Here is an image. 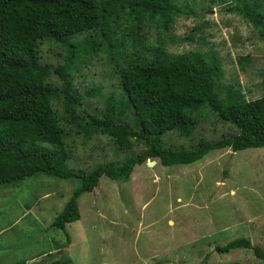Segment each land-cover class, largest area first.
<instances>
[{"label": "rangeland", "instance_id": "1", "mask_svg": "<svg viewBox=\"0 0 264 264\" xmlns=\"http://www.w3.org/2000/svg\"><path fill=\"white\" fill-rule=\"evenodd\" d=\"M256 1L264 5V0ZM184 2L193 13H183L171 35L144 30L146 40L163 43L173 54L210 55L208 61L220 63L225 85L239 90L246 101L263 97L264 20L257 28L230 12L228 7L238 5L236 0ZM123 32L127 48H136L129 29ZM38 56L42 64L57 67L67 52L44 41ZM111 68L108 54L101 51L83 65L76 83L86 112L102 110L106 96L118 93ZM99 78L106 79L101 95H85L86 89L99 86ZM51 82L61 86L56 76ZM75 122L67 126L71 129L67 169L86 173L129 153L115 148L102 133L89 138L74 134ZM234 133L230 124L205 111L192 138L168 133L162 140L189 149L200 140ZM139 149L133 141L131 151ZM78 187L77 179L42 173L0 186V264H264L251 249L225 254L215 249L247 239L264 251V148L214 151L191 165L147 162L134 167L128 182L102 177L91 193L78 198L79 220L66 225L67 243L66 234L52 223Z\"/></svg>", "mask_w": 264, "mask_h": 264}, {"label": "trees", "instance_id": "2", "mask_svg": "<svg viewBox=\"0 0 264 264\" xmlns=\"http://www.w3.org/2000/svg\"><path fill=\"white\" fill-rule=\"evenodd\" d=\"M236 1L228 10L259 28L264 5ZM185 12L193 13L184 0H0V186L39 173L77 179L79 187L52 223L66 234L67 243L66 225L79 220L78 198L91 193L102 177L128 182L135 166L150 161L164 167L191 165L214 151L264 148V96L246 101L239 90L223 83L220 63L208 61L210 55L173 54L163 43L146 40L144 30L151 28L171 35ZM124 29L136 48H127ZM44 41L66 50L62 65L41 63L38 48ZM99 51L113 64L109 73L116 78L118 93L110 92L104 108L92 114L83 108L76 81ZM53 76L60 87L53 86ZM105 82L99 78V86L86 89L85 95H101ZM205 111L230 124L235 133L200 140L189 149L162 140L168 133L192 138ZM74 122V134L89 138L102 133L115 148L129 153L86 173L67 169V126ZM133 141L140 145L136 152L131 151ZM215 249L219 254L251 249L257 259H264V251L247 239Z\"/></svg>", "mask_w": 264, "mask_h": 264}, {"label": "water", "instance_id": "3", "mask_svg": "<svg viewBox=\"0 0 264 264\" xmlns=\"http://www.w3.org/2000/svg\"><path fill=\"white\" fill-rule=\"evenodd\" d=\"M154 164H155L154 161H150V162H148V165H149V166H153Z\"/></svg>", "mask_w": 264, "mask_h": 264}, {"label": "crops", "instance_id": "4", "mask_svg": "<svg viewBox=\"0 0 264 264\" xmlns=\"http://www.w3.org/2000/svg\"><path fill=\"white\" fill-rule=\"evenodd\" d=\"M29 212V210H27Z\"/></svg>", "mask_w": 264, "mask_h": 264}]
</instances>
